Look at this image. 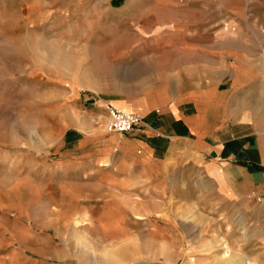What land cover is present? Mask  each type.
<instances>
[{
  "label": "crops",
  "instance_id": "crops-1",
  "mask_svg": "<svg viewBox=\"0 0 264 264\" xmlns=\"http://www.w3.org/2000/svg\"><path fill=\"white\" fill-rule=\"evenodd\" d=\"M105 1L113 0H0V27H67L69 8L89 12ZM118 1L117 12L130 23L138 17V27H164V9L173 8L165 3H176ZM190 1L195 18L172 21L178 38L161 52L179 54L167 77L179 82L111 100L140 112L141 124L108 131L93 114L50 107L38 143L0 151V264H81L64 230L92 224L98 238L124 237L133 216L181 197L252 213L258 231L241 257L264 264V8ZM188 27H197L193 38Z\"/></svg>",
  "mask_w": 264,
  "mask_h": 264
},
{
  "label": "rangeland",
  "instance_id": "rangeland-1",
  "mask_svg": "<svg viewBox=\"0 0 264 264\" xmlns=\"http://www.w3.org/2000/svg\"><path fill=\"white\" fill-rule=\"evenodd\" d=\"M244 2L264 8V0ZM119 4L105 1L89 12L69 8L67 27H0V40L16 45L0 48V151L38 143L36 127L49 129L50 107L78 119L93 114L94 124L106 128L105 105H117L111 100L179 82L167 78L168 61L178 62L179 54L161 52L172 51L178 38L172 21L195 18L192 2H166L173 8L164 9V27H138L136 16L130 23L117 12ZM195 28L188 27L192 38ZM169 201V207L133 216L124 237L98 238L89 224L70 226L62 242L81 252V264H242L248 235L258 231L252 213L202 198ZM224 251L228 256L221 258Z\"/></svg>",
  "mask_w": 264,
  "mask_h": 264
},
{
  "label": "built area",
  "instance_id": "built-area-1",
  "mask_svg": "<svg viewBox=\"0 0 264 264\" xmlns=\"http://www.w3.org/2000/svg\"><path fill=\"white\" fill-rule=\"evenodd\" d=\"M106 128L108 131L128 132L142 122V115L137 111L125 110L113 103L105 105Z\"/></svg>",
  "mask_w": 264,
  "mask_h": 264
},
{
  "label": "bare ground",
  "instance_id": "bare-ground-1",
  "mask_svg": "<svg viewBox=\"0 0 264 264\" xmlns=\"http://www.w3.org/2000/svg\"><path fill=\"white\" fill-rule=\"evenodd\" d=\"M117 106V105H116ZM119 107V106H118ZM122 108V107H121ZM124 109V108H123ZM125 110H127V109H125ZM130 111V110H129ZM138 112V111H137ZM140 113V112H139ZM141 114V113H140ZM226 256H228V254H227V251H224L221 255H220V257L221 258H225ZM242 264H250V262L249 261H247V260H243V262H242Z\"/></svg>",
  "mask_w": 264,
  "mask_h": 264
}]
</instances>
